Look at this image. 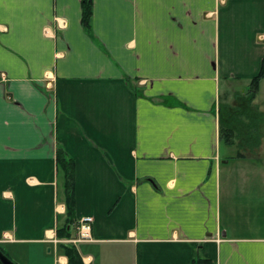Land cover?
<instances>
[{"label": "crops", "instance_id": "obj_1", "mask_svg": "<svg viewBox=\"0 0 264 264\" xmlns=\"http://www.w3.org/2000/svg\"><path fill=\"white\" fill-rule=\"evenodd\" d=\"M91 5L0 0V252L67 263L61 151L83 264H264V0Z\"/></svg>", "mask_w": 264, "mask_h": 264}, {"label": "trees", "instance_id": "obj_2", "mask_svg": "<svg viewBox=\"0 0 264 264\" xmlns=\"http://www.w3.org/2000/svg\"><path fill=\"white\" fill-rule=\"evenodd\" d=\"M92 0H81V24L86 32L90 31V21L92 15ZM260 73L250 82V93L251 96H254L256 92L257 85L262 78ZM230 132L223 130L221 128L220 136L223 141L227 144L231 143V137L229 136ZM56 164L58 171H62L64 174V205H65V225L56 230L57 238L59 239H69L72 236L70 231L71 226L76 225L77 221L75 220V200H74V188H73V164L71 160L67 159L61 151L56 153ZM60 249L67 260L66 264H83L81 257L74 247L71 244H61ZM1 255L2 252H0ZM4 256V255H3ZM5 257V256H4ZM6 258V257H5ZM1 264V262H0Z\"/></svg>", "mask_w": 264, "mask_h": 264}, {"label": "built area", "instance_id": "obj_3", "mask_svg": "<svg viewBox=\"0 0 264 264\" xmlns=\"http://www.w3.org/2000/svg\"><path fill=\"white\" fill-rule=\"evenodd\" d=\"M93 220L91 217H84L76 224V232L73 238L61 240L63 244L75 245L79 242L91 241V229Z\"/></svg>", "mask_w": 264, "mask_h": 264}, {"label": "rangeland", "instance_id": "obj_4", "mask_svg": "<svg viewBox=\"0 0 264 264\" xmlns=\"http://www.w3.org/2000/svg\"><path fill=\"white\" fill-rule=\"evenodd\" d=\"M239 105H240L239 106V108H240L242 105L241 104H239ZM246 111L248 112V108L246 109ZM250 116L251 115L248 113V117H250ZM263 116H264V114H263ZM249 120H251V119L248 118V120L246 122H244L245 124L240 127V130H242L243 133L245 132L244 130L249 131L248 129H250V127L254 123V122L253 123L250 122ZM246 124H248L249 128L246 126ZM259 129H260V134H261V148H260V154H259L258 159H254V160H264V117L262 118ZM248 159H250V158H248Z\"/></svg>", "mask_w": 264, "mask_h": 264}, {"label": "water", "instance_id": "obj_5", "mask_svg": "<svg viewBox=\"0 0 264 264\" xmlns=\"http://www.w3.org/2000/svg\"><path fill=\"white\" fill-rule=\"evenodd\" d=\"M0 262H1V264H13L1 254H0Z\"/></svg>", "mask_w": 264, "mask_h": 264}]
</instances>
